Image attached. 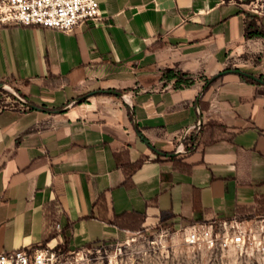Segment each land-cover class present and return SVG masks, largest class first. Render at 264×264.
<instances>
[{
    "label": "crops",
    "instance_id": "1",
    "mask_svg": "<svg viewBox=\"0 0 264 264\" xmlns=\"http://www.w3.org/2000/svg\"><path fill=\"white\" fill-rule=\"evenodd\" d=\"M97 1L0 27V82L42 108H0V253L263 215L264 83L223 72L264 78V0Z\"/></svg>",
    "mask_w": 264,
    "mask_h": 264
},
{
    "label": "built area",
    "instance_id": "2",
    "mask_svg": "<svg viewBox=\"0 0 264 264\" xmlns=\"http://www.w3.org/2000/svg\"><path fill=\"white\" fill-rule=\"evenodd\" d=\"M97 0H0V27L40 25L72 32L89 20L101 21ZM185 243L211 251L256 254L264 262V214L194 220L181 226ZM88 248L65 251L50 246L0 253V264H73Z\"/></svg>",
    "mask_w": 264,
    "mask_h": 264
},
{
    "label": "rangeland",
    "instance_id": "3",
    "mask_svg": "<svg viewBox=\"0 0 264 264\" xmlns=\"http://www.w3.org/2000/svg\"><path fill=\"white\" fill-rule=\"evenodd\" d=\"M11 87L23 97L15 87ZM8 92L12 96L0 91V108L12 104L20 105L21 101L17 96ZM177 229L163 224L130 238L85 247L91 251L79 255L73 264H264L252 253L193 248L185 243L180 232H175Z\"/></svg>",
    "mask_w": 264,
    "mask_h": 264
},
{
    "label": "water",
    "instance_id": "4",
    "mask_svg": "<svg viewBox=\"0 0 264 264\" xmlns=\"http://www.w3.org/2000/svg\"><path fill=\"white\" fill-rule=\"evenodd\" d=\"M227 72L239 73V74H242V75L247 76V77H249V78L255 79V80H257V81H259V82H261V83H264V79H262V78H260V77H258V76H256V75H254V74H252V73H249V72H246V71H242V70H240V69H232V70L225 71V72H223V73H227ZM214 79H216V77H213V78L211 79V81H213ZM0 88L4 89V90H6V91H10L11 93H13L15 96H17V98H18L23 104L29 105V106H31L32 108H35V109H39V110L41 109V110H42L41 107L36 106V105H34V104H30L25 98L19 96V95L14 91V89H13L11 86H9L8 84L3 83V82H0ZM108 92H109V93L116 94V95L121 96V97H124V93L121 92V91H118V90H108ZM200 96H201V95H200ZM63 111H64V109H58V110H55V112H57V113H61V112H63ZM198 124L201 125V121H200ZM176 154H177V153H171V154H169V155L174 156V155H176Z\"/></svg>",
    "mask_w": 264,
    "mask_h": 264
},
{
    "label": "trees",
    "instance_id": "5",
    "mask_svg": "<svg viewBox=\"0 0 264 264\" xmlns=\"http://www.w3.org/2000/svg\"><path fill=\"white\" fill-rule=\"evenodd\" d=\"M257 33H260V32L258 31ZM250 35H253V34L248 33V36H250ZM177 77H178V83H183V84H191L192 83L190 78H188V74L186 72H178ZM243 78L246 81L251 82V83H259V81L252 79V78H249V77L244 76V75H243ZM2 91H4L5 93H7L8 95L11 96V94L8 91H6V90H2Z\"/></svg>",
    "mask_w": 264,
    "mask_h": 264
}]
</instances>
